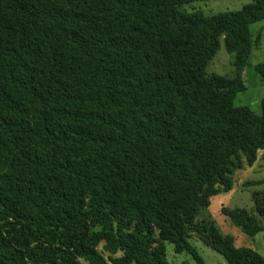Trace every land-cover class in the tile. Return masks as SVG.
Returning a JSON list of instances; mask_svg holds the SVG:
<instances>
[{
    "label": "trees",
    "instance_id": "1",
    "mask_svg": "<svg viewBox=\"0 0 264 264\" xmlns=\"http://www.w3.org/2000/svg\"><path fill=\"white\" fill-rule=\"evenodd\" d=\"M193 2L0 0V264H170L166 243L206 264L192 238L264 264L206 214L264 150V99L235 106L264 0ZM221 40L231 77L206 72ZM254 202L223 209L250 238Z\"/></svg>",
    "mask_w": 264,
    "mask_h": 264
},
{
    "label": "rangeland",
    "instance_id": "2",
    "mask_svg": "<svg viewBox=\"0 0 264 264\" xmlns=\"http://www.w3.org/2000/svg\"><path fill=\"white\" fill-rule=\"evenodd\" d=\"M254 0H194L185 5L182 10L192 12L202 11L205 15H215L224 12H237ZM261 32L260 43H255L257 34ZM250 33L253 49L248 64L243 73L246 90L235 99L237 107H251L256 113H261V101L264 99V81L257 71V66L264 64V20L251 25ZM233 57L229 54L221 40L220 50L214 60L208 65L207 74H218L231 77ZM234 187L228 193H219L211 199V206L207 211L223 234L234 238L237 247H247L258 252L264 258V232L254 238L247 237L235 227L231 220L224 215L223 209L247 210L257 215V206L254 202L256 194L264 195V150L260 153L253 167L237 170L233 175ZM191 244L197 249L206 264H227L226 259L212 250L197 238L191 239ZM104 256L107 254L100 248ZM166 260L170 264H196L194 258L188 253H176L172 243H166Z\"/></svg>",
    "mask_w": 264,
    "mask_h": 264
}]
</instances>
